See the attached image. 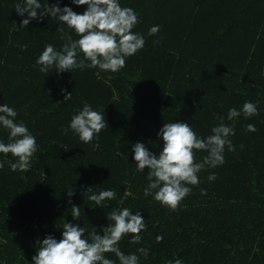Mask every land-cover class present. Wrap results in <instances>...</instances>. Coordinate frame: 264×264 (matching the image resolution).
Segmentation results:
<instances>
[{
    "label": "trees",
    "instance_id": "trees-1",
    "mask_svg": "<svg viewBox=\"0 0 264 264\" xmlns=\"http://www.w3.org/2000/svg\"><path fill=\"white\" fill-rule=\"evenodd\" d=\"M18 2L0 0V103L16 109L39 148L29 170L13 172L7 163L0 169V264H32L36 239H59L64 221L99 231L112 223L110 212L123 207L140 210L148 225L138 243L128 238L132 234L119 242L126 254L148 248L140 264L176 258L183 264H264V0H120L139 14L134 31L145 46L118 73L93 68L59 77L55 70L40 72L36 58L46 44L64 43L56 31L60 22L45 17L12 31L21 21L13 9ZM66 4L78 13L84 8L62 0ZM153 25L160 30L149 35ZM62 88L70 100H63ZM83 101L104 110L108 126L87 144L62 132ZM245 101L255 102L258 114L228 121V109ZM220 117L235 128V150L225 148L224 164L198 173L201 182L188 185L191 193L175 210L145 197L147 168L137 172L131 144L158 153L163 123L186 121L206 137ZM248 124L256 131H247ZM0 139L8 142L6 129ZM118 151L128 153L126 162ZM194 155L201 162L207 152ZM8 159L14 162L11 154ZM212 173L216 179L209 181ZM87 187L113 189L117 197L101 209L84 197ZM69 199L80 206V219L73 221ZM105 255L119 264L113 253Z\"/></svg>",
    "mask_w": 264,
    "mask_h": 264
},
{
    "label": "clouds",
    "instance_id": "clouds-1",
    "mask_svg": "<svg viewBox=\"0 0 264 264\" xmlns=\"http://www.w3.org/2000/svg\"><path fill=\"white\" fill-rule=\"evenodd\" d=\"M62 0H55L49 4L48 0L42 4L41 0H20L16 3L17 15L21 17L19 27L11 25L12 31L27 26L34 20L37 23L45 17L57 19L56 31L61 33L60 39L64 43L57 48L46 44L36 58V64L42 73L53 72L59 77L62 73L74 70L98 69L99 72L118 73L126 65L128 57L135 55L145 46V37L134 31L140 23L139 14L131 7L121 5L120 0H70L71 5L84 6L78 13L70 5L61 6ZM160 30L159 25L149 29V35H155ZM70 33L78 38L73 39ZM63 100H70L71 92L61 89ZM243 114L250 118L258 114L255 102L245 101L240 109L229 108L226 119L234 121ZM18 112L8 104L0 103V129L8 131V142L0 139V169L7 163L13 172H25L31 168L32 157L38 151L36 136L23 121H17ZM224 117L211 128V134L199 136L192 125L186 121L163 123L157 132L162 140L158 153L150 151L144 143L134 142L130 151L135 162L137 172H145L147 186L143 189L145 197H152L162 206L175 210L180 202L188 196L192 188L188 185H198V176L205 167L216 168L225 162L224 152L234 151L230 137L235 135L234 125L226 124ZM108 128L104 110L95 109L92 104L83 101L82 107L72 115L66 128L62 132L71 131L83 143H91L99 139L102 130ZM247 131L255 132L254 124L246 126ZM241 147H243L241 145ZM194 150H202L207 155L201 162L195 161ZM8 154L14 162L8 159ZM125 162L127 152L118 151ZM216 179L215 173L208 176L209 181ZM203 191V190H202ZM74 190L69 187L67 196L71 198ZM125 197L135 198L131 191H125ZM95 203L101 209L108 207L109 201L116 199L117 193L113 189L92 191L87 187L84 197ZM71 204L73 221L80 219V206ZM122 203V201H121ZM111 224L97 230L92 227L88 232L84 226L72 221L63 222L60 238L47 234L43 239L35 241L36 254L32 257V264H116V261L106 256L113 253L119 264H140V256L147 257L146 247L136 249L134 253L126 254L119 247V242L127 234L128 238L138 243L142 237L140 233L148 227L140 210L133 211L128 207L113 209L107 217ZM85 233H87L85 235ZM157 241L163 239L156 237ZM139 254V255H138ZM166 264H183L179 258L166 261Z\"/></svg>",
    "mask_w": 264,
    "mask_h": 264
}]
</instances>
